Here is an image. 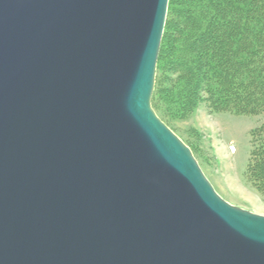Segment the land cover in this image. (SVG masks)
<instances>
[{"label":"water","instance_id":"95a60500","mask_svg":"<svg viewBox=\"0 0 264 264\" xmlns=\"http://www.w3.org/2000/svg\"><path fill=\"white\" fill-rule=\"evenodd\" d=\"M170 0H0V264H264L152 106Z\"/></svg>","mask_w":264,"mask_h":264},{"label":"rangeland","instance_id":"374dc122","mask_svg":"<svg viewBox=\"0 0 264 264\" xmlns=\"http://www.w3.org/2000/svg\"><path fill=\"white\" fill-rule=\"evenodd\" d=\"M195 1H173L174 5L183 9L175 13L177 17L174 16L168 25L169 33H166L165 41L171 34L173 41L170 45H162L152 106L192 149L204 174L222 198L233 205L264 215L263 163H251L252 154L263 152L264 115L217 111L209 89L210 70H207V75L201 73L195 78L188 71L182 72L178 63L180 51L177 44L192 22L190 9H186L193 6ZM237 14L236 18L239 17ZM223 17L222 22H226L228 17ZM173 24H176V31L171 27L169 29ZM225 27L226 24L220 28ZM233 30L231 26L229 31ZM205 47L210 60L209 52L214 50V39H210Z\"/></svg>","mask_w":264,"mask_h":264},{"label":"trees","instance_id":"16d2710c","mask_svg":"<svg viewBox=\"0 0 264 264\" xmlns=\"http://www.w3.org/2000/svg\"><path fill=\"white\" fill-rule=\"evenodd\" d=\"M173 1L169 2L158 61L164 44L173 41V34L165 41L168 25L177 17L175 13L183 9ZM186 10L190 11L192 22L177 44L182 72L188 71L198 78L210 70L209 89L217 111L264 115V0H196ZM235 13L245 17L236 18ZM224 15L228 17L226 22H222ZM225 24V28H220ZM231 26L235 30L229 31ZM170 27L176 31V24ZM210 39H214L215 47L209 52V60L205 45ZM261 145L262 154H252L251 163L262 162L264 168V139ZM254 150L257 151L256 147Z\"/></svg>","mask_w":264,"mask_h":264},{"label":"bare ground","instance_id":"6f19581e","mask_svg":"<svg viewBox=\"0 0 264 264\" xmlns=\"http://www.w3.org/2000/svg\"><path fill=\"white\" fill-rule=\"evenodd\" d=\"M192 150V149H191ZM264 216V215H263Z\"/></svg>","mask_w":264,"mask_h":264}]
</instances>
